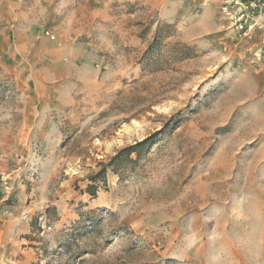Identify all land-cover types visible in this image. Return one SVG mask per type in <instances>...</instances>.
<instances>
[{"label":"rangeland","instance_id":"obj_1","mask_svg":"<svg viewBox=\"0 0 264 264\" xmlns=\"http://www.w3.org/2000/svg\"><path fill=\"white\" fill-rule=\"evenodd\" d=\"M249 1L0 0V264H264Z\"/></svg>","mask_w":264,"mask_h":264},{"label":"built area","instance_id":"obj_2","mask_svg":"<svg viewBox=\"0 0 264 264\" xmlns=\"http://www.w3.org/2000/svg\"><path fill=\"white\" fill-rule=\"evenodd\" d=\"M242 11L238 12L236 16H234L233 22L235 28L243 33L245 36L249 35L252 30L255 28L260 29L262 28V21L264 20V0H250L249 3H246V5H242ZM250 10L253 14L257 15V18L253 19V24L248 27L247 22L249 19V13ZM260 47L258 49V59L264 62V36L260 40Z\"/></svg>","mask_w":264,"mask_h":264},{"label":"trees","instance_id":"obj_3","mask_svg":"<svg viewBox=\"0 0 264 264\" xmlns=\"http://www.w3.org/2000/svg\"><path fill=\"white\" fill-rule=\"evenodd\" d=\"M146 146H148V142H147V141L142 142V143H140V144H137V145L134 146V147L126 148L124 151L127 152L129 155H131V154L135 151V149H136L137 147H146ZM98 178H99L98 176H95V177L93 178V182H94V184H95L96 181H98ZM97 190H98V189H97L96 187H94V186H88L86 192L89 193V194H91V195H93V196H95Z\"/></svg>","mask_w":264,"mask_h":264},{"label":"crops","instance_id":"obj_4","mask_svg":"<svg viewBox=\"0 0 264 264\" xmlns=\"http://www.w3.org/2000/svg\"><path fill=\"white\" fill-rule=\"evenodd\" d=\"M99 190H100V191H99ZM99 190H97V192H96L97 195H99V193L102 192L101 189H99ZM81 194H82V193H81ZM84 195H87V193H84Z\"/></svg>","mask_w":264,"mask_h":264},{"label":"bare ground","instance_id":"obj_5","mask_svg":"<svg viewBox=\"0 0 264 264\" xmlns=\"http://www.w3.org/2000/svg\"><path fill=\"white\" fill-rule=\"evenodd\" d=\"M258 88V87H257ZM234 96V95H233ZM227 97H229V96H227ZM225 114H226V112H225ZM220 115V114H219ZM223 119V118H222ZM259 120V119H258ZM261 121H262V119H260ZM228 154V153H227Z\"/></svg>","mask_w":264,"mask_h":264}]
</instances>
